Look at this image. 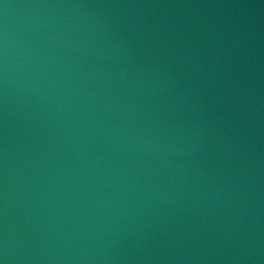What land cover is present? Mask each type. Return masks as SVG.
<instances>
[{
  "label": "water",
  "instance_id": "1",
  "mask_svg": "<svg viewBox=\"0 0 264 264\" xmlns=\"http://www.w3.org/2000/svg\"><path fill=\"white\" fill-rule=\"evenodd\" d=\"M0 264H264V0H0Z\"/></svg>",
  "mask_w": 264,
  "mask_h": 264
}]
</instances>
